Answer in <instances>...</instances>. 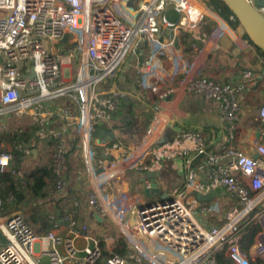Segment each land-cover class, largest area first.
Returning a JSON list of instances; mask_svg holds the SVG:
<instances>
[{
  "label": "built area",
  "instance_id": "1",
  "mask_svg": "<svg viewBox=\"0 0 264 264\" xmlns=\"http://www.w3.org/2000/svg\"><path fill=\"white\" fill-rule=\"evenodd\" d=\"M133 1L124 0L122 5V0H0V115L29 113L38 122L40 140L60 142L49 161L54 188L25 205L48 202L57 208L47 214L51 227L46 233L33 228L23 212L5 216L11 197L0 196V264H92L101 259L99 242L87 224L77 219L81 196L89 212L95 211L119 231L126 246L136 251L130 258L139 264H218L219 251L231 264H251L255 259L264 264V105L258 109L260 130L253 144L257 157L239 145L238 125L240 96L259 90L264 69H248L222 81L201 76L203 60L228 33L213 17L211 11L216 10L204 0H136L131 5ZM247 1L264 16V0ZM170 9L178 15L176 21L166 18ZM64 34L72 38L64 59L75 63L70 85H65L63 61L54 50ZM181 35L192 51L189 56L175 45ZM137 42H143L147 50L137 66L139 80L146 75L154 78L152 91L162 81L174 92L173 98L187 92L215 101L220 140L214 137L206 142L200 133L192 132L168 139L160 133L166 121L155 135V127L148 128L138 143L123 151L126 130L106 138L93 135L95 123L108 129L116 124V96L102 92L101 85L114 78ZM159 54L170 58L172 65L160 78L154 76ZM31 70L34 75L29 77ZM71 91L81 100L80 117L66 110L54 115L64 125L77 127L85 173L81 182L72 185L63 177L66 131L48 128L38 117L41 108L48 110V100ZM193 152H204L195 166L189 162ZM176 160L181 163L183 181L157 182L162 166ZM12 164V154L0 150V173L11 170ZM128 170L147 172L141 192L122 186ZM215 188L237 204L221 222L207 228L203 221L211 206L206 195ZM250 225L259 229L244 250L243 236ZM125 263L124 257L114 254L103 264Z\"/></svg>",
  "mask_w": 264,
  "mask_h": 264
},
{
  "label": "crops",
  "instance_id": "2",
  "mask_svg": "<svg viewBox=\"0 0 264 264\" xmlns=\"http://www.w3.org/2000/svg\"><path fill=\"white\" fill-rule=\"evenodd\" d=\"M123 2L124 0H122V5ZM130 4L134 5L132 2H130ZM125 7L127 8V5H125ZM169 11L175 13L173 10L170 9L165 12V16ZM211 13L213 17H215L219 22L221 30L230 34L224 33L218 39L216 46L205 57L203 63L199 67V74L201 76L215 78L217 80L222 81L228 78H234L239 75L242 71L248 69L254 71H259L260 69L263 70V58L250 46L247 39L244 37V32L241 26L237 23L234 26L230 27V25H228L216 12L211 11ZM176 20L177 18L175 17L172 19V21ZM204 30L206 33H208L206 29ZM174 42L178 49L182 51V53L187 54L188 56L190 52L192 53L184 35L175 38ZM146 55L147 50L145 44L143 42H137L133 48V52H131L126 57L124 62L119 66L114 78L111 80H107L103 84L105 86V91H110L113 95H115L118 103L115 114H118L117 121L121 123L118 124V127H112L110 128L111 130L108 129V131H111L113 133V136L118 135V133L123 130H126V137H129L128 133H130L132 129H135L134 124H130V122L133 121L135 123L140 113L144 111L143 104L149 101L147 99V96H155L158 94L163 95L168 91L166 89L165 83H163L162 81L159 82L156 87V90H150L149 86L152 84V82L155 83V79L151 78V76L148 77L146 75L142 77V82L139 80L140 78L138 77L137 66L140 62H142ZM171 67L172 65L170 58L159 54L156 57V60L154 61V76L160 78L162 74H167V72H170ZM66 68L67 70L68 68L70 69L68 65ZM116 92H119V95H117ZM125 101H129L132 104L133 112H135L134 116L131 119L132 121H130L124 116L123 109ZM121 102H123V104ZM240 102L241 112L238 125L239 132L241 135V141L239 142V145L243 149L251 150L254 155L255 153L253 144L254 141L258 139L260 130L258 109L262 105H264V79L261 81L258 91L242 93L240 96ZM258 102L259 106L256 112L252 113V104H258ZM173 104L174 108L172 110V116H175V119L171 126L167 129V135L171 137L169 139L180 138L182 135L190 132L200 133L206 140V142L211 141L214 137L216 138V141L221 139L222 130L219 118V108L215 101L205 100L197 94L186 92L181 94L180 96H177V98H173ZM9 115L10 114L0 115V142L2 141L4 132L6 131L5 129L7 128L8 124L6 123V121L7 116ZM11 117L12 119H14L12 121L16 123L17 120L15 118L17 117L13 115H11ZM122 120H126V122H122ZM164 122L165 120H162L159 125L155 126V128L153 129L152 136L160 130ZM61 128L68 132L70 126H66L64 125V122H62ZM137 132L139 133V130ZM257 133L258 135H256ZM71 136L74 137V134H71ZM130 138L132 142H127V139L121 140L122 151L128 148L129 146L138 143L141 139L138 138L137 134H133V132ZM47 141L48 140L39 139L38 153H42V151L45 153L46 149L43 146L47 143ZM212 146L215 147V144L210 145L207 148L212 149ZM141 149H143V146ZM205 151L207 152V149H205ZM34 154V157H37V153ZM203 154L204 152H193L189 154V162L191 166H195L198 163L199 159L203 157ZM42 159L45 160V158ZM180 164V161L176 160L174 162L167 163V165H163L161 170L159 171V175L156 176V181L182 182L183 170H181ZM27 169L24 170L25 173L27 172ZM22 175H24V173L20 172L19 177H21ZM130 175L125 174L122 186L127 188L129 187V189L133 190L134 193L141 192L143 185V177L138 175V178L137 176L131 175L132 179H130L128 178ZM81 181L82 179L78 180L74 184H77ZM198 181L200 182V180ZM0 182L8 181L0 180ZM83 201L84 197L81 196L80 204L85 206ZM207 203L211 206V211L205 214V219L203 221V225L207 228L218 224L224 219L225 214L223 216L220 215V211L223 210V206H226L227 209H230V207L237 204L236 200L227 193L225 195H216L210 200L207 199L206 204ZM33 207L34 208H27L25 205L19 207L5 205L4 213L5 216L13 215L15 212H23L25 213V215H27L28 211L33 210L35 208H52L54 206L49 205L48 202H40L39 205H34ZM95 213V211L92 213V217L88 216V213H86V215L81 216L80 211H78L77 217L80 223L87 224L88 229L92 235L93 233H95L94 224L98 225L101 224L102 221H104V218H102L103 220L101 221L96 220L93 216Z\"/></svg>",
  "mask_w": 264,
  "mask_h": 264
},
{
  "label": "rangeland",
  "instance_id": "3",
  "mask_svg": "<svg viewBox=\"0 0 264 264\" xmlns=\"http://www.w3.org/2000/svg\"><path fill=\"white\" fill-rule=\"evenodd\" d=\"M132 3L134 5H136V0H134ZM204 3L209 8H211L212 10H215L214 4L212 2H210L209 0H204ZM127 5H128L129 10H130L131 5H129V4H127ZM217 14L228 25H230V27H232L231 19L236 20V18H233V16H232L233 13L228 15L227 18H226V16H224L220 12V10L217 12ZM166 17H168V19L170 18V20H172L174 17L177 18V15L175 13L169 11V12H167ZM70 46H72V38L69 34H64L62 36V38L60 39V41L58 42V44H56L55 48H54V50H56L58 56L60 58H62V61H63L61 66H62L63 78L66 81L65 85H70L74 81L75 63L72 59L71 63L68 64L64 59V57L66 56V53H67V49ZM67 65H69V67H70V69L68 68V70L66 68ZM104 87L105 86L102 84L101 85V91L102 92H105ZM173 94H174L173 91H168L166 94H163V95L158 94L155 96H152V95L147 96L148 97L147 99L149 101L147 103L143 104L144 111H142L140 113L139 117L135 121L136 122L135 124H137L138 126L136 125L135 129H132L131 132L128 133L129 137L125 138V139H127V142H129V141L132 142V140L130 138L132 132H133V134H137L138 138L140 139L145 134L146 129L155 127L157 125V123H159L162 119H165L166 123L161 128L160 133L168 139L171 138L167 135V129L171 126V124L173 123V121L175 119V116H172V113H173L172 110L174 108V104H173V96L174 95ZM46 106L48 107V110H46V108L45 109L41 108L40 109V115L38 117L43 119L44 122H47L48 128L53 127V126L49 125L50 119L55 114L54 112H57L59 110H66L69 114H71L72 116L77 117V118H79L81 115V108H82L81 100L79 99L78 94L76 92H73V91H71L68 96L67 95L55 96L54 98H52L46 102ZM258 106H259V102H258V104H252V106H251L252 107V110H251L252 113L256 112ZM15 119L17 120L16 123L12 121L14 119H12L11 115L7 116L6 123L8 125H7V128L5 129L6 131L4 132L3 139L0 142V148H2V149L7 148V150H9V147H7V145L5 144V140L9 136H12L14 133H17V134L23 133L28 137L29 136L32 137L31 134L36 129V127H37V129L39 128L38 122L36 120H34L33 117H31L29 115V113L24 114V115H20ZM0 121H1V118H0ZM61 122H64V121L62 120ZM61 122H60V124H61ZM122 122H126V120H122ZM54 128H56V127H54ZM138 130H139V133L137 132ZM68 134H74V136L78 140L77 127L75 125H71L69 131L65 133L64 138L62 140V144L65 146V148H67V146H68ZM23 139H25V138L23 137ZM45 140H48L47 143L43 146L46 149L45 153L43 151H42V153H38L39 138L37 139V141H35L34 148L30 149V150H32V153H33V150H34V153H37V157H34L35 156L34 153L32 154V156H30V150L29 149L24 150V152H23L24 156H22L21 161H20L21 163L19 164V171L17 173L18 177H19L20 172L25 174L24 170H26L27 168H28L27 171H30L32 169H36L38 167H41L42 165L49 164L51 155H52L54 149L56 148V146L60 142L53 139V138H46ZM77 147H78V151H76V159L81 164V162L83 160L81 157L79 141H77ZM149 156L150 155H147L145 157V160H143V162H146V158H149ZM42 158H45V160L46 159H49V160H46L47 161L46 162ZM81 165L83 166V163ZM74 168L77 171L79 170V166L77 163L75 164ZM84 173H85V169L83 166L81 177H76L75 175H73V179L68 184L72 185L75 182H77L78 180H81L83 178ZM130 173H132L131 175H133V176H137L136 174H134L133 170H128V172L126 174H130ZM8 185H9L8 182H0V190H4ZM49 187H50V185H49ZM49 187H47V189H49ZM49 192L47 193V195L49 194ZM37 200H40V199L29 200V201H27L26 204H30L31 202L37 201ZM26 204H24V205H26ZM31 208H34V207H31ZM36 209L38 210L39 208H35L33 210H36ZM228 209L226 206H223V210L220 211L221 212L220 215L221 216H223L224 214L226 215ZM33 210H30V211H33ZM30 211H28V213L26 215V216H28L27 219H28L29 223L32 225L33 228L39 229L38 230L39 233H44V230H43L44 224L41 221V217L39 216V214H34V213L29 215ZM79 211H80L81 216L86 215V213H89V211L83 205H81ZM94 227H95V233L92 232L94 238L98 242L102 241V243H103L102 245H99L100 249H101V259H99L97 261H100V263L103 264L104 260L109 258L111 255H114V248H116V245L117 244L122 245L124 240H123L122 236L120 235L119 231L106 219H104V221H102L101 224H98V225L94 224ZM106 242H107V245H106ZM242 243L245 244L246 241H244ZM125 249H126V255H127V258L124 257L126 259L125 264H134L132 261V260H134V258H130V256H132V257L135 256L136 251L132 248L127 247L126 244H125Z\"/></svg>",
  "mask_w": 264,
  "mask_h": 264
},
{
  "label": "trees",
  "instance_id": "4",
  "mask_svg": "<svg viewBox=\"0 0 264 264\" xmlns=\"http://www.w3.org/2000/svg\"><path fill=\"white\" fill-rule=\"evenodd\" d=\"M209 1L214 4L215 10L217 12L220 10V12L224 16H226V18L228 15L232 14V12L228 9V7L221 0H209ZM237 23H238L237 19L236 20L231 19L232 26H234ZM244 37L247 39L250 46L263 58V61H264V52L259 47L255 46L248 39L245 33H244ZM121 103L123 104V102ZM126 107H128V109H126ZM125 112H127L128 114L132 116H134L135 114V112H133V109H132V104L129 101L124 102L123 113ZM117 117H118V114H115L116 124L112 125L111 128L118 127L119 122L116 121L118 120ZM62 120L58 115H53L50 119L49 125L56 127V128H61L60 122ZM36 130H37V127L31 134L32 137L30 136L28 137L23 133L22 134L14 133L12 136H9L5 140V144L7 145V147H9V150H7V148L6 149L4 148V149L5 151H9L12 154V159H13L11 170L0 173V180L8 181L9 183V185L4 190H0V196L2 198L6 199L8 196L11 197V199L6 203V205L13 206V207H19V206L26 204L27 201L29 200L42 199L55 186V176L52 175L51 167L49 164H45L36 169L27 171L21 177H17V173L19 171V164L21 163L20 161H21L22 156H24V153H23L24 150L33 149L35 146V141H37L38 139ZM107 130H108L107 125L95 123L92 132L94 136L106 138L109 136L107 135V133H103V132H106ZM23 137L25 139H23ZM77 141L78 140L75 136L72 137L71 134H68V146L65 151L66 163L63 169V177L67 183H69L73 179V175H75L76 177H81L82 168L84 166V164L83 166L81 165L83 161L80 164L78 160L76 159V151H78ZM4 149L0 148V150H4ZM32 154H33L32 150H30V156H32ZM202 158L199 159L198 163L202 160ZM76 163L79 166L78 171L74 168ZM134 174H136L137 177L138 175L145 177L147 175V172L144 170L134 171ZM131 177L132 176L130 175L128 178L132 179ZM22 180L25 183H22ZM49 185L51 188L49 187ZM47 187H49V189H47ZM56 210L57 208L55 207H52V208L46 207V208H41L38 210L36 209V210L30 211L29 215L33 213L39 214V216L41 217V221L44 224L43 226L44 233H46L51 227V223L47 217V214L49 212H56ZM79 210L80 209H78V211ZM92 213L93 212H89L88 216L92 217ZM77 217H78V212H77ZM258 229H259L258 225H250L248 228H246V232L243 236V242L246 241V243L245 244L242 243V248L244 250H246L250 246V244L253 242L254 235ZM38 230L39 229H37V231ZM102 244H103L102 241H99V245H102ZM114 254L127 258L124 242L122 243V245H119V244L116 245V248H114ZM132 261L134 264H139L135 260H132ZM217 263L218 264H231V261L225 255L224 251H219L217 253ZM250 263L251 264H263L258 259L252 260ZM92 264H101V263L100 261H96Z\"/></svg>",
  "mask_w": 264,
  "mask_h": 264
},
{
  "label": "water",
  "instance_id": "5",
  "mask_svg": "<svg viewBox=\"0 0 264 264\" xmlns=\"http://www.w3.org/2000/svg\"><path fill=\"white\" fill-rule=\"evenodd\" d=\"M221 1L233 13L248 39L264 52V16L261 15L247 0ZM33 75L34 73L31 70L29 77H32ZM126 109H128V107H126ZM124 116L129 120H131L133 117L127 112L124 113ZM103 133H107L108 136H113L111 131H106ZM256 135H258V133ZM158 143L160 144L161 140H159ZM254 157H257V155L254 154ZM219 194L225 195L226 192L215 188L206 195V198L210 200L212 197H215ZM93 216L98 221L103 220L98 213H95Z\"/></svg>",
  "mask_w": 264,
  "mask_h": 264
}]
</instances>
